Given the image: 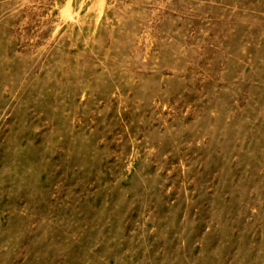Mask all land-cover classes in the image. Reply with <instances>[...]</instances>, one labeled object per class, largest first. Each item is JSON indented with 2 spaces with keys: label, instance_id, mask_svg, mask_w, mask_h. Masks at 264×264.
I'll use <instances>...</instances> for the list:
<instances>
[{
  "label": "rangeland",
  "instance_id": "1",
  "mask_svg": "<svg viewBox=\"0 0 264 264\" xmlns=\"http://www.w3.org/2000/svg\"><path fill=\"white\" fill-rule=\"evenodd\" d=\"M0 264H264V0H0Z\"/></svg>",
  "mask_w": 264,
  "mask_h": 264
}]
</instances>
